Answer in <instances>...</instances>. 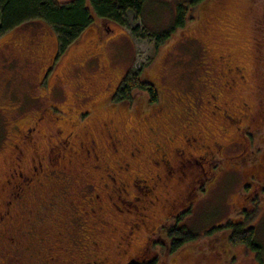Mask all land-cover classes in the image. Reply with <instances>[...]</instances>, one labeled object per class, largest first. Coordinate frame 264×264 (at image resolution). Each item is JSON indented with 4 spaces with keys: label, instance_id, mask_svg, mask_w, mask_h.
Returning <instances> with one entry per match:
<instances>
[{
    "label": "flooded vegetation",
    "instance_id": "af4514ba",
    "mask_svg": "<svg viewBox=\"0 0 264 264\" xmlns=\"http://www.w3.org/2000/svg\"><path fill=\"white\" fill-rule=\"evenodd\" d=\"M188 41L199 44L202 61L190 92L158 86L147 75L157 92L154 114L142 113L141 124L131 120L122 134L113 117L92 118L96 107L84 102L90 96L81 83L79 95L63 109L48 99L53 89L64 95L61 80L48 95L32 96L40 107L27 118L6 120L19 106H0L7 130L0 149L9 159L0 182V192L9 198L0 199V264H110L112 259L127 264L154 258L151 244L166 241L164 229L179 217L197 180L242 162V173L255 177L250 184L258 189L264 151L255 156L251 146L254 134L264 131V109L234 94L252 80L259 93V58L253 51L242 58L226 50L215 53L196 30ZM87 59L100 68L94 54ZM118 88L120 83L110 95ZM164 193L169 195L163 198ZM41 204L48 209L44 215ZM18 210L36 222L28 218L15 226Z\"/></svg>",
    "mask_w": 264,
    "mask_h": 264
},
{
    "label": "rangeland",
    "instance_id": "374dc122",
    "mask_svg": "<svg viewBox=\"0 0 264 264\" xmlns=\"http://www.w3.org/2000/svg\"><path fill=\"white\" fill-rule=\"evenodd\" d=\"M59 1L66 3L69 0ZM202 1L147 0L138 18L131 11H126L123 27L110 24L108 28L95 18L80 39L63 51L59 49L53 29L43 21H30L0 33V106H19L16 112L10 110L5 119L27 118L40 107L39 103L31 100L32 96L48 95L47 91L55 81L61 80L58 86L59 89L62 87L65 96L53 89L48 95L51 103L63 109L64 104L75 99L76 93L79 95L77 87L81 83V89L90 96L84 102L96 107L92 118L113 117L122 134L128 122L136 120L141 124L142 113L157 105L149 102L142 92H135L131 103L127 99L117 101L115 95H110L112 89L128 72L144 66V77L150 75L158 86L166 85L186 95L190 92V83L202 73L200 46L197 42L188 41L193 30L209 43L215 53L226 50L242 58L248 52H255L259 58L256 63L259 93H256L252 80L251 84L239 85L234 96L243 94L248 103L254 107L261 104L264 109V0ZM179 5L187 10L184 26L175 25ZM221 6L226 8V13L221 11ZM154 34L165 41L158 42ZM91 54L99 60L98 70L95 61L85 60ZM2 111L0 109V113ZM152 112L154 114L153 109ZM5 127L3 114H0V146L7 132ZM257 133L253 136L255 156L264 151V131ZM137 138L143 140L140 134ZM39 148L41 150L45 146L40 145ZM1 151L0 182L9 160ZM258 175L257 181L261 185L263 183L262 189H259L261 185L256 189L254 184H250L255 177H246L242 173V163L239 167L223 165L216 177L196 184V196L190 200L189 211L183 212L185 214L180 220V226L183 224L195 239L175 251L167 249L168 254L160 264H264L263 168L259 169ZM244 186L250 187L246 189ZM176 191L178 189H173L171 195ZM168 195L164 193L163 198ZM0 199L9 198L0 192ZM45 206L41 204L38 208L43 215L48 210ZM156 211L155 207L151 213L154 215ZM28 218H31L29 214L18 210L14 225L27 222ZM234 218L242 222L248 218L244 225L255 230L260 247L258 251L242 245L229 246L225 234L220 235L217 251H213V235L207 236V232ZM31 219L32 222L37 220ZM112 246H115L113 241ZM161 251L159 246L151 249L150 254ZM125 261V258L120 259L121 263ZM110 264H117V261L112 259Z\"/></svg>",
    "mask_w": 264,
    "mask_h": 264
},
{
    "label": "trees",
    "instance_id": "16d2710c",
    "mask_svg": "<svg viewBox=\"0 0 264 264\" xmlns=\"http://www.w3.org/2000/svg\"><path fill=\"white\" fill-rule=\"evenodd\" d=\"M147 0H69L62 3L59 0H0V33L11 30L18 25H23L30 21H43L53 29L60 51H63L71 44L76 43L86 29L94 22L95 18L99 19L106 27L110 24L118 27L125 26L123 17L126 11H131L137 18L142 13V7ZM197 1V0H193ZM204 1V0H203ZM202 1V2H203ZM201 2V3H202ZM199 4V3H198ZM186 8L179 5L177 8V20L175 25L184 26ZM159 41L160 35L154 34ZM255 51V49H254ZM144 66L135 72H128L118 88L115 95L117 101L127 99L128 103L132 102L134 94L137 92L144 93L149 102H156L157 92L155 87L143 76ZM136 92V93H135ZM251 148H254L252 144ZM239 163H233L239 167ZM228 166V165H227ZM244 164L242 163V169ZM245 169H247L245 167ZM244 171V169H243ZM208 180H197L193 186L194 191L186 197L185 204L180 207V215L170 224L168 229H164V242H154L151 249L161 246L162 252L166 256L167 251H175L187 242L195 239V235L189 231L183 224L180 226V220L186 211H189L190 200L196 196V184ZM244 188H248L244 186ZM185 212V213H183ZM186 217V216H185ZM185 217L183 219H185ZM238 218L230 219L221 226H218L207 232V236L213 235L212 249L217 251V243L220 235L225 234L229 246H245L246 248L258 251L260 249L257 243L255 230L252 227L245 226ZM163 246V247H162ZM90 251V250H89ZM155 257H147L144 260L131 261L127 264H160L165 256L157 257V252H152ZM208 257V256H207ZM148 259H150L148 261Z\"/></svg>",
    "mask_w": 264,
    "mask_h": 264
}]
</instances>
